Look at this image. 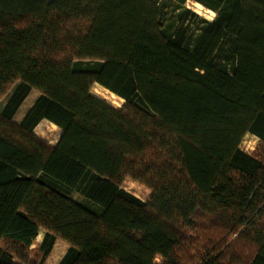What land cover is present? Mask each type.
<instances>
[{
    "label": "trees",
    "instance_id": "trees-1",
    "mask_svg": "<svg viewBox=\"0 0 264 264\" xmlns=\"http://www.w3.org/2000/svg\"><path fill=\"white\" fill-rule=\"evenodd\" d=\"M193 1L216 17L189 49L163 34L156 0H0V99L15 84L0 109V264L26 261L40 230L37 264L56 239L58 264H264V0ZM43 119L53 145L33 133ZM187 229L200 246L183 262ZM212 233L251 253L205 246Z\"/></svg>",
    "mask_w": 264,
    "mask_h": 264
},
{
    "label": "rangeland",
    "instance_id": "rangeland-1",
    "mask_svg": "<svg viewBox=\"0 0 264 264\" xmlns=\"http://www.w3.org/2000/svg\"><path fill=\"white\" fill-rule=\"evenodd\" d=\"M156 7L158 9L163 34L171 38L180 37L184 45L189 49H191L197 41L204 26V23L201 22L200 18H205L206 20L211 21L216 17L214 11L205 8L193 0H185L181 4L176 0H156ZM221 46L222 48L217 60L230 69L231 55L227 50L228 48L226 44ZM14 88L15 84L10 85L6 95L0 99V109ZM90 92L115 108H120L124 102L122 98L96 83L92 85ZM38 94L39 92L35 89L29 91L16 111L13 121L19 122L22 119L23 115L29 109ZM33 133L41 140L53 145L60 135V129L49 121L43 119L34 127ZM258 144V137L247 133L240 142L239 147L241 150L251 153L256 149ZM121 187L141 201H147L151 195V191L146 186L130 178H124ZM70 197L72 200L90 204V202L77 191H73ZM43 232V230H40L32 245L25 249L26 261H23L19 256L11 252V259L14 264H37L40 262L41 251L38 249V245L43 236ZM185 238L188 245L179 249L178 254L183 262H188L190 261V257L194 256L195 252H198L197 249L200 245L197 243V236L193 230L187 229ZM0 245H4V242H1ZM205 246H209V248L219 246L225 252L231 251L235 258L238 259H245L251 253V248L241 241L236 234L218 235L217 233H212ZM67 248L68 245L66 242L56 239L50 253L41 264H58ZM159 261V257L155 259L156 263H159Z\"/></svg>",
    "mask_w": 264,
    "mask_h": 264
},
{
    "label": "built area",
    "instance_id": "built-area-1",
    "mask_svg": "<svg viewBox=\"0 0 264 264\" xmlns=\"http://www.w3.org/2000/svg\"><path fill=\"white\" fill-rule=\"evenodd\" d=\"M158 258V257H157Z\"/></svg>",
    "mask_w": 264,
    "mask_h": 264
}]
</instances>
